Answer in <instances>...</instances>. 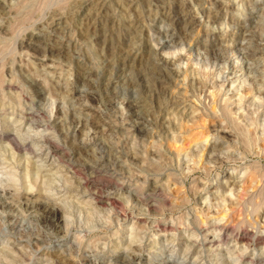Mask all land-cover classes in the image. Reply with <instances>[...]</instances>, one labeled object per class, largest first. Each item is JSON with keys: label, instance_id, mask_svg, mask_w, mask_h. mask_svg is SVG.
<instances>
[{"label": "rangeland", "instance_id": "1", "mask_svg": "<svg viewBox=\"0 0 264 264\" xmlns=\"http://www.w3.org/2000/svg\"><path fill=\"white\" fill-rule=\"evenodd\" d=\"M234 235L264 240V0H0V264H264Z\"/></svg>", "mask_w": 264, "mask_h": 264}, {"label": "bare ground", "instance_id": "2", "mask_svg": "<svg viewBox=\"0 0 264 264\" xmlns=\"http://www.w3.org/2000/svg\"><path fill=\"white\" fill-rule=\"evenodd\" d=\"M95 2V1H94ZM89 7V6H88ZM185 16V15H184ZM170 37V36H169ZM218 38V37H217ZM168 41L170 42L171 41V39H168ZM218 43H219V41H217ZM208 46H211V47H213L214 46V43H212V44H209ZM166 47V46H165ZM241 49V48H240ZM151 52H153L152 50H149L148 49V53H151ZM152 55H156V54H154V53H151ZM258 55H262L261 53H258V52H256V50H254V51H249L247 54H246V57L247 58H250V59H254V58H256ZM216 56V55H215ZM222 56V55H221ZM225 56V55H224ZM153 57V56H152ZM155 57V56H154ZM178 58H180V57H178ZM215 58H221V59H225V58H227V57H219V56H217V57H215ZM146 60V59H145ZM149 60V59H148ZM154 60V59H153ZM152 60V61H153ZM173 63V62H172ZM169 64V60L167 61V60H164L163 58H161V57H159V55H158V57L156 58V60L155 61H153V62H148L147 61V67H148V69L146 70V71H149V75H151L152 76V78L154 79V83H155V85H156V88L158 87V88H162V86H164V83L162 82V74H163V67L164 66H166V65H168ZM172 65V64H171ZM168 70V69H167ZM130 71V70H129ZM137 72H136V74H137V81H136V84H135V86H139L140 85V83L142 82V78H143V76L144 75H148V73H145L146 71L145 70H143V68H142V70H141V68L140 69H138V70H136ZM169 72V71H168ZM169 74V73H168ZM167 74V75H168ZM166 75V74H165ZM165 75H164V77H165ZM145 78V77H144ZM165 81V80H164ZM199 84V83H198ZM202 84V83H201ZM105 85V84H104ZM200 85V84H199ZM104 87V86H103ZM106 87V86H105ZM204 87V85H200V89L201 88H203ZM168 89V88H167ZM151 90V89H150ZM147 91V90H146ZM164 93V92H163ZM215 95V94H214ZM212 93H210V97L211 96H214ZM96 96V95H95ZM216 98V100H217V96L215 95V97H214V99ZM100 99V98H99ZM90 100V99H89ZM179 101H176V103H173V104H177ZM129 106V105H128ZM142 107L143 106H139L138 104H137V102L135 103V104H133L132 105V107H131V109H132V111H131V113H132V116L135 118V133H136V136L138 137V139L139 138H141V137H143L142 135L143 134H141V133H143V131L145 130L144 129V124H145V120L143 119V116H142V114L140 113L141 112V109H142ZM90 108V107H89ZM150 109H152V110H154V109H156V110H158L159 109V107L157 106L156 108H155V106H153V107H150ZM61 116V115H60ZM150 116H151V114H150ZM132 117V118H133ZM216 119V118H215ZM189 121V120H188ZM155 122V121H154ZM211 126H210V131L211 132H215L216 133V136L217 137H219V139H221V140H226V139H228V137H231V135H232V132L230 131V130H228L229 128L226 126V125H223V121H221V120H211ZM59 124V123H58ZM96 124V123H95ZM95 124H93V125H95ZM77 125V124H76ZM222 128V129H221ZM219 130V131H218ZM75 132V131H74ZM11 139V138H10ZM118 139V138H117ZM231 139V138H230ZM14 140V139H13ZM15 142V141H14ZM14 142H12L11 144L12 145H14L13 143ZM15 145H16V143H15ZM14 145V146H15ZM20 146V145H19ZM20 148V147H19ZM13 149V148H12ZM17 149V148H16ZM15 150V149H14ZM16 151V150H15ZM213 151V150H212ZM79 153V152H78ZM53 154V152L51 153V155ZM140 154V153H139ZM149 157V156H148ZM217 159V158H216ZM210 160L211 161H213V162H215V160H214V158H210ZM93 169H95V168H93ZM96 170V169H95ZM101 170V169H100ZM96 172V171H95ZM99 172V171H98ZM97 172V173H98ZM96 173V174H97ZM100 178V177H99ZM115 181V180H114ZM110 182V181H109ZM63 183V182H62ZM79 183V182H78ZM146 183V182H145ZM148 183V182H147ZM64 184V183H63ZM77 183H75V185H76ZM112 184V183H111ZM120 184V183H119ZM39 185V184H38ZM83 188H84V190H85V192L87 193V197L88 198H90L93 202L96 200V201H99L100 199H101V197L100 196H98V194H96V192H97V190L99 189H101V186H100V188H98V187H96L95 185H96V183L94 182V183H92V185L90 186V187H88V186H84V183H82V184H80ZM110 185V184H109ZM114 185H116V184H114ZM140 185H141V183H140ZM139 185V187H142V186H140ZM29 186V185H28ZM64 186V185H63ZM68 187V186H67ZM73 187V186H72ZM75 187H77V186H75ZM116 187V186H115ZM118 187H120V186H118ZM139 187H137V188H139ZM61 188H62V186H61ZM104 188V187H103ZM111 188V187H110ZM114 188V187H113ZM144 189V188H143ZM153 188H151L150 190H152ZM58 190H59V187H58ZM119 190V189H118ZM155 190H156V188H155ZM104 191H106V190H104ZM109 191V190H108ZM107 191V192H108ZM29 192V191H28ZM31 192V191H30ZM56 192H57V190H56ZM157 192V191H156ZM140 193L142 194V195H144L145 196V198L146 199H144V201L145 200H147L148 201V199H152V200H154V203H155V205L154 206H152V205H150V204H153V203H147V204H149L148 206H150V207H154L155 208V206H158V205H160L162 202H163V200H161V199H157V195L155 196L154 194V190L153 191H144V192H141L140 191ZM15 194V193H14ZM37 194V193H36ZM157 194V193H156ZM81 195H82V193H81ZM100 195V194H99ZM24 196V195H23ZM23 196H22V198H23ZM37 196H39V195H37ZM36 196V197H37ZM144 196H142L143 198H144ZM34 195H32V193L30 194H25V196H24V201H25V203L26 204H28L29 205V207L31 208V210L32 209H34V212H35V210L36 211H38V213H40V214H42V216H44V217H50V219L51 218H55V220H56V218H57V214L56 213H54V211H52L51 209H52V207L50 208L49 207V205H47L46 204V202H45V204L44 203H42L40 200H37L38 198H36ZM39 197H41V195L39 196ZM139 197V196H138ZM156 197V198H155ZM17 198V197H16ZM34 198H36V199H34ZM155 198V199H154ZM19 199V198H18ZM43 199V198H42ZM140 199H141V196H140ZM20 200V199H19ZM152 200H150V201H152ZM115 201V200H114ZM110 202V205H111V207H110V209H112V210H115V207L117 206V204L115 203V202ZM144 201H142V202H144ZM146 201V202H147ZM149 201V202H150ZM20 202V201H19ZM153 202V201H152ZM21 203H22V201H21ZM48 203V202H47ZM7 204V203H6ZM18 204V203H17ZM145 204V203H144ZM146 205V204H145ZM12 206V205H11ZM118 208V207H117ZM125 209V208H124ZM146 209H147V207H146ZM121 210V209H120ZM149 210V209H148ZM117 211H118V209H117ZM117 211H115V212H117ZM122 211V210H121ZM37 213V212H36ZM114 213V211H112V214ZM124 213V212H123ZM116 214V213H115ZM119 215H121L120 213H118ZM118 217V216H117ZM121 217V216H120ZM48 219V218H47ZM58 220V219H57ZM55 225V224H54ZM56 226V225H55ZM111 225H109L108 227H110ZM107 228V227H106ZM58 229V228H57ZM222 232V234L220 235V237H218L219 239L218 240H216V241H214L215 243H216V246H215V248H217V247H219V243H220V241H221V237H222V235H224L225 233H226V231H227V229H224V227L222 228V230H221ZM227 235H232L230 232L227 234ZM235 236V235H234ZM217 241H218V243H217ZM235 241H237V243H242L241 245L243 246V249H247V248H249V244L252 242H254L255 243V245H259V244H262V247L264 248V240H262L261 241V239H258V238H256V239H248L246 236H244V237H241V238H237V235L235 236ZM208 245H210V244H208ZM212 247V246H211ZM133 251H134V253H135V251L136 252H138L137 251V249H132ZM63 251H65V250H63ZM198 254V253H197ZM71 255H73V254H71ZM196 258V257H195ZM239 258V257H238ZM126 264H127V262H126ZM250 264H254L253 262H250Z\"/></svg>", "mask_w": 264, "mask_h": 264}]
</instances>
